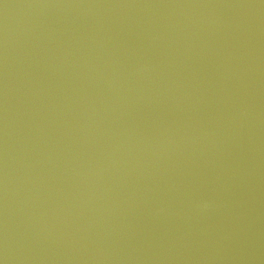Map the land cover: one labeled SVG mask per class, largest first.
<instances>
[{
	"label": "water",
	"instance_id": "water-1",
	"mask_svg": "<svg viewBox=\"0 0 264 264\" xmlns=\"http://www.w3.org/2000/svg\"><path fill=\"white\" fill-rule=\"evenodd\" d=\"M0 264H264V0H0Z\"/></svg>",
	"mask_w": 264,
	"mask_h": 264
}]
</instances>
